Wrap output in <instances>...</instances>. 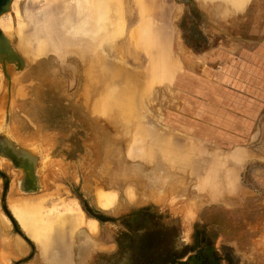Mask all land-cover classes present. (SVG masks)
<instances>
[{
	"label": "rangeland",
	"instance_id": "1",
	"mask_svg": "<svg viewBox=\"0 0 264 264\" xmlns=\"http://www.w3.org/2000/svg\"><path fill=\"white\" fill-rule=\"evenodd\" d=\"M142 1L121 0L124 18L122 36L112 39L115 41L110 40L113 46L108 41L109 39L100 37L96 43L102 42L105 45L102 43L97 45L96 50H93L96 44H89V39H85L88 42L84 38L82 42L81 40L77 41L78 45L76 46L77 43H74L76 46L74 47L73 43L72 45L68 43L71 46L65 44L66 42L58 34L62 33L65 18L71 19L73 16L71 14H74L72 0H68V3H66L67 0H12L8 11L3 14L11 17L12 35L7 37L2 35L5 40H9H6L7 43L9 42L7 45L18 61L10 60L4 54L0 55V214L5 215L9 220V224L5 225L0 217V222H2L0 223V240H2L0 251L4 252L5 255L2 254L6 256L4 257L0 252L1 264H8V262L9 264H29L31 261V264H45L44 260L40 261L42 258L37 257L40 252L37 245L20 230L6 206L11 195L25 196L24 198H26V196H39L40 193V195L49 194V196L52 193L46 202L48 206L57 202L58 199L69 202L74 198L80 203L85 217L94 218L93 216H97L101 218L97 221L99 227L97 226L98 231L95 232L99 234H85L87 239L83 240L82 245L86 246L82 258L83 264H98V260L106 262L107 256L115 251L112 243L113 236L119 235L121 241H124L122 233L127 228L121 221L122 217L129 215L131 210L147 206L152 207L154 213L160 210L167 215L177 217L182 222L184 236L188 240L193 231L197 232V229H201V232L208 234L211 240L215 238L217 245L225 242L234 249L244 252L245 264H264V83H261V80H264V73L256 75V71L252 69L256 62L255 56L262 57L264 55V0H249L244 11L230 3L226 5L223 0H145L144 2L147 1L146 3L150 5V7L148 6L150 12L147 9L146 12L149 15L147 16L144 12L143 18L138 14L140 13L139 6H136ZM224 5L235 8L237 11L228 12L230 15L226 16L227 13L221 9ZM13 7H17L20 18L23 17L22 20L16 17ZM239 11L240 13H237ZM62 13L63 15H61ZM139 17L142 19L140 20ZM49 19L52 20H50L51 24L48 22ZM17 20L24 21L17 24L19 23ZM32 20L34 24L31 23ZM37 20L41 23H36ZM137 22L139 23L137 24ZM140 22L144 27L149 25L144 28L146 29L144 31L148 30L152 35L147 44L148 49L144 45L146 43L137 41L134 36H130V38L128 36L132 35L131 31L133 28L136 29V25L141 26ZM59 23L62 25L60 26ZM20 25H26L24 26L26 31H22ZM44 25L48 26L45 28ZM16 27L19 31L16 30ZM28 27L30 34H26ZM47 29L52 30L51 35ZM158 30H161L160 33ZM156 34L159 35V38L157 37L159 40L154 38ZM162 34L165 35L162 36ZM52 36L55 38L57 36V39H50ZM30 37L32 41H30ZM24 39L26 40L24 41ZM155 39L157 42L163 40L164 43L161 41L157 43ZM53 40H55V44ZM56 40L59 41L60 46L56 44ZM49 41H53V45H50L51 42L48 45ZM152 42L153 45H156L154 46L156 51L153 49ZM31 43L36 48H43L41 52H45V54L36 52V48L34 50ZM60 43L65 44L64 47L62 46L63 48ZM83 43L86 47L89 44V48L90 45L93 46L91 52L93 54L95 52V56L98 53H103V55L97 56L98 58L94 56L93 60L96 61L100 59L99 57L103 58L104 56V62L103 59H100L93 63V60H90L94 58L93 54L90 58V53L79 52L85 49L81 48V46L85 47ZM56 45L61 47L60 49L66 51L68 49V52H71L69 50L74 47V51L72 49L73 52L64 53L62 50L61 56L60 49ZM100 46L103 48H101V53ZM49 47L52 48L53 53L50 52ZM79 47L81 50L78 49ZM88 47L87 51L91 49ZM151 47L152 54L149 53ZM75 49L79 50L80 54H77ZM47 50H49L48 53ZM119 50L123 54L119 53ZM27 51L33 53H27ZM96 52L98 53L96 54ZM34 53L35 55H33ZM64 54L65 56H63ZM85 55L88 57L86 58ZM157 59L161 61L158 63ZM113 60L114 62H112ZM260 60L261 58H259V62ZM99 62L101 65L95 67ZM109 63L111 66L108 65ZM118 66L120 68H114ZM88 67L91 68L90 72ZM100 67L104 68L103 72L107 70L105 67L112 70L113 73L109 70L104 72L107 76L101 75V78L105 77L106 79L107 77L111 80L106 79L108 83L106 80L104 82V78H102L104 84L98 80L99 77L96 78L102 74ZM121 68H127L121 70L125 73L120 75L117 73L114 76L115 72ZM128 68L137 72H134L135 74L126 73ZM143 69L145 73L142 72ZM146 69L148 70L146 71ZM151 70H154L155 73L161 71L158 75L159 78L155 79L156 76H153V80H151L153 74ZM85 72L87 75L84 74ZM147 72L148 75L151 74L150 79L145 76ZM108 73L110 78H108ZM115 77L121 80H115ZM127 78L130 80L134 78L133 80L138 81L143 88L147 87L144 90L141 86L135 85L137 84L135 82L132 85L136 87L130 86L133 90L130 92L131 95L126 96L123 88L121 92L123 96L119 91L124 86L122 81ZM144 78L150 80L147 82L148 84L146 83L147 85L143 83L147 81ZM166 78L168 79L167 83ZM87 80L91 81V84L86 82ZM154 80L156 82L153 85ZM96 82L97 85L94 84ZM256 85L259 87L258 89L255 88ZM94 86H98L97 89L100 87L99 92ZM115 87L116 92H114ZM84 88L87 92L85 96H82ZM90 89L98 94L96 95L92 91L91 94ZM141 89L142 91H140ZM106 94L109 95L107 99L105 98ZM137 95L138 97H136ZM109 97L116 101L108 99ZM106 100H108L107 103ZM112 102H114L113 105ZM123 106H126L127 109ZM96 107L99 110L96 111ZM118 107L123 111L121 109L120 111ZM101 109L103 110L100 111ZM112 109L114 110L111 111ZM116 110H119L118 113ZM127 111L133 113L130 118L129 116L125 117V115H129L126 113ZM98 113L103 116H98ZM112 115L113 117L109 118ZM114 117L116 118L113 119ZM139 129L140 131H138ZM237 149L240 152H236ZM125 150L126 152H124ZM240 153L241 157L235 158L236 154ZM6 154L12 156L15 163L6 157ZM215 154L222 155L221 159H219L220 155L214 156ZM230 154L232 157L235 154V159ZM135 155L139 158L138 161ZM132 156L136 157H134L135 160ZM225 158L226 160L229 158V161L226 162ZM32 160L35 161L32 162ZM216 161L219 163L216 164ZM222 163L223 165H221ZM235 164L239 165L236 167ZM215 166L217 167L215 168ZM234 167L236 168L235 172ZM223 173L224 175L227 173V175L224 176ZM233 179L237 183L235 188L233 187L235 183L231 184L234 182ZM221 181H226V186L223 185L225 188L221 186L224 183ZM216 183L220 186H217ZM212 184L215 185L214 189ZM95 185L105 188V191L110 189L115 194L119 192L118 196L116 195L119 198L115 196L117 201L114 199L117 205H114L113 202L110 210H100L94 203ZM126 185L129 186L128 193L124 191L127 189ZM204 185L206 186L204 187ZM231 187L234 188L233 193H230ZM217 188L221 189V191L220 189L217 191L218 196L215 195ZM225 190H228L227 192L231 195L225 193ZM211 191H214V194ZM131 193L136 199L134 200L133 197V202L128 200L131 198L129 196ZM150 193H153V196H150ZM159 194L164 201H162V197H159ZM208 197L212 201L204 200ZM174 200L177 202L175 203ZM171 204L173 206H169ZM186 212H189V217ZM131 225L140 227L143 222L139 221L131 223ZM4 227H7L6 230ZM1 229H4L5 232ZM73 234L70 236L71 239L73 238L70 239L72 246L70 247L71 250H76L75 254H78L77 248L80 247L81 242L74 241L75 234L78 233ZM94 235L96 237H93ZM202 235L198 234V237L202 238ZM17 237L23 242V246L25 245L22 253L18 252L14 246V240ZM9 240L11 242H8ZM2 242L5 243L2 244ZM200 244L199 241V247H204ZM103 246L107 250H104ZM119 256L115 262L123 264L122 258L125 255ZM2 257L4 258L2 259ZM43 261L44 263H41Z\"/></svg>",
	"mask_w": 264,
	"mask_h": 264
},
{
	"label": "bare ground",
	"instance_id": "2",
	"mask_svg": "<svg viewBox=\"0 0 264 264\" xmlns=\"http://www.w3.org/2000/svg\"><path fill=\"white\" fill-rule=\"evenodd\" d=\"M55 1V0H54ZM58 1V0H57ZM61 1H63V0H61ZM71 1V0H70ZM123 1V0H122ZM140 1V0H139ZM142 1V0H141ZM145 1V0H144ZM144 1H142V2H140V3H138V4H136V6H139V8H140V13H138L139 14V16H144V12L146 13V15H147V13L148 12H150V8H148V6L150 7V5L149 4H147L146 2H144ZM149 1V0H148ZM200 1V0H199ZM224 1V3L226 4V5H229L228 3H230V4H232L234 7H236V8H238L239 10H243V9H245L246 7H247V4H248V1L249 0H223ZM222 2V1H221ZM227 2V3H226ZM14 3V2H13ZM30 3V2H29ZM66 3H68V0H67V2ZM70 3V2H69ZM71 3H73V8H74V14H71V15H73L72 16V18L70 19H68V18H65V21H64V26H62L61 28H62V33H58V34H60V36L62 37V39L66 42L65 44H71L72 45V43L74 44V43H77V41L79 42L80 40H81V42H82V39L84 38V40L85 39H89L88 41H90L89 42V44L91 43V45L92 44H96V47L95 48H93V50H96L97 49V45H100L101 43H99V44H97L96 42V40H100V37H105L106 39H109L108 41H110V40H112V39H117V38H121V36H122V33H123V31H124V18H123V12H122V4H123V2H121V0H72V2ZM223 3V2H222ZM223 3V4H224ZM38 4V3H37ZM40 4V3H39ZM150 4H151V2H150ZM204 4V3H203ZM13 5V4H12ZM30 5V4H29ZM59 5V4H58ZM69 5V4H68ZM189 5V4H188ZM231 5V6H232ZM62 6V5H61ZM34 7V6H33ZM37 7V6H36ZM43 7V6H42ZM53 7H55L54 6V4H53ZM57 7H60V6H57ZM45 8H46V6H45ZM64 8V7H63ZM67 8V7H66ZM72 8V9H73ZM220 8V7H219ZM231 8V7H230ZM13 9H14V14L16 15V17H18V19H21L22 20V18L23 17H21L20 18V14H19V11H18V9H17V7H13ZM38 9V8H37ZM40 9V8H39ZM41 9H43V8H41ZM53 9H55V8H53ZM147 9H149V11L148 12H146L147 11ZM32 11H33V9H31ZM36 10V9H35ZM139 10V9H138ZM231 10V9H230ZM31 11V12H32ZM42 11V10H41ZM47 11H48V9H47ZM55 11V10H54ZM61 11V10H60ZM244 11V10H243ZM242 11V12H243ZM13 12V11H12ZM30 12V13H31ZM35 12V11H34ZM70 12V11H69ZM138 12V11H137ZM36 13V12H35ZM65 13H67V12H65ZM237 13H240V11L239 12H237ZM4 14V13H3ZM3 14H1L0 15V31H1V33L4 35V37L6 36H10V34L12 35V33H11V17L9 16V15H7V14H5V15H3ZM19 14V15H18ZM24 14V13H23ZM39 15H40V13H38ZM58 14H59V12H58ZM26 15V14H25ZM30 15V14H29ZM38 15V16H39ZM53 15V14H52ZM55 15V14H54ZM61 15H63V13L61 14ZM61 15H59V16H61ZM149 15V14H148ZM147 15V16H148ZM34 16V15H33ZM45 16H46V14H45ZM44 16V17H45ZM49 16H50V14H49ZM58 16V15H57ZM58 16V17H59ZM143 16H142V18H143ZM15 17V18H16ZM27 17H28V14H27ZM31 17H32V15H31ZM49 18V17H48ZM54 18V17H53ZM141 18V19H142ZM17 19V18H16ZM29 19V18H28ZM34 19H36V18H34ZM33 19V20H34ZM139 19H140V17H139ZM140 19V20H141ZM26 21H28L27 19H25ZM30 20V19H29ZM33 20L31 21V23L33 22ZM41 20V19H40ZM51 19H49L48 20V22H50V24H51V21H50ZM54 20H56V19H54ZM57 20H59V19H57ZM61 20H62V18H61ZM139 20V21H140ZM18 21V20H17ZM24 21V20H23ZM23 21H18L19 23H17V24H21V22H23ZM25 21V22H26ZM35 21V20H34ZM43 21V20H42ZM24 22V23H25ZM23 23V24H24ZM36 23H41V22H38V20L36 21ZM43 23V22H42ZM57 23H58V21H57ZM139 22H137V24H138ZM28 24H30V23H28ZM32 24H34V23H32ZM45 24V23H44ZM55 24H56V21H55ZM55 24H54V26H55ZM60 24V23H59ZM43 25V24H42ZM62 25V23L60 24V26ZM140 27L139 26H137L136 25V29H134L133 28V30L131 31V33H132V35L131 34H129L128 36H129V38H130V36H134V38L137 40V41H140L141 43H146V44H144L146 47H147V44H148V41L150 42V39H151V33H150V31L148 32V30H147V32H145L144 30H146V29H144V28H146L147 26H149V25H147L146 27H144V25H142L141 24V22H140ZM18 26V25H17ZM21 26V25H20ZM20 26H19V28H20ZM23 26V27H22ZM21 26V28H22V31L24 30V31H26L25 30V28H24V26H26V25H22ZM31 26V25H30ZM48 26V25H47ZM46 26V27H47ZM143 26V27H142ZM153 26V25H152ZM40 27V26H39ZM39 27H38V29H39ZM44 27H45V25H44ZM44 27H42L43 29H45ZM56 27V26H55ZM24 28V29H23ZM36 28H37V26H36ZM58 28H60V27H58ZM137 28H139L138 30H137ZM143 28V29H142ZM26 29H27V27H26ZM34 28L32 27V30H33ZM51 29V28H50ZM153 29V28H152ZM161 29V28H160ZM13 30H15V29H13ZM12 30V31H13ZM16 30L17 31H19L18 29H17V27H16ZM37 30V29H36ZM42 30V29H41ZM41 30H40V32H41ZM47 30H49V29H47ZM60 30V29H59ZM58 30V31H59ZM16 31V32H17ZM21 31V30H20ZM21 31V32H22ZM29 31V33H27ZM28 31L26 32V34H30V29H29V27H28ZM50 31V35H51V31L52 30H49ZM140 31V32H139ZM161 31V30H160ZM160 31L158 30V33H160ZM37 32V31H36ZM40 32H39V34H40ZM43 32H45L44 30H43ZM128 32H130V31H128ZM154 32H156V31H154ZM154 32H152V33H154ZM14 33V32H13ZM18 33V32H17ZM23 33V32H22ZM48 33V32H47ZM36 34V33H35ZM34 34V35H35ZM57 34V33H56ZM57 34V36L59 37V35ZM63 34V35H62ZM15 35V34H14ZM23 35H25V34H23ZM22 35V36H23ZM33 35V36H34ZM54 35H55V33H54ZM154 35V34H153ZM163 35H165V34H162V36ZM25 36H27V35H25ZM29 36V35H28ZM31 36V35H30ZM36 36H37V34H36ZM47 36V35H46ZM48 36H49V33H48ZM47 36V37H48ZM57 36H56V38L55 37H51L50 39H57ZM125 36V35H124ZM159 38V35L157 36V34H156V36H154V38ZM19 39H20V36L18 37ZM25 38V37H24ZM33 38V37H32ZM49 38V37H48ZM47 38V39H48ZM111 38V39H110ZM129 38H128V40H129ZM133 38V37H132ZM157 38V40H159ZM41 39V38H40ZM61 39V40H62ZM134 39V40H135ZM163 39V38H162ZM6 40H8V39H6ZM22 40V39H21ZM26 39H24V41H25ZM58 40H59V38H58ZM87 40H85V41H87ZM153 40V39H152ZM151 40V41H152ZM9 41V40H8ZM23 41V40H22ZM30 41H32L31 40V37H30ZM42 41V40H41ZM54 41V44H55V40H53ZM53 41H49L48 42V45H49V43H50V45H53ZM76 41V42H75ZM87 41V42H88ZM107 41V42H108ZM112 41H115V40H112ZM112 41H110L111 42V45H112ZM155 41H156V39H155ZM161 41V40H160ZM159 41V42H160ZM11 42V41H10ZM45 42V41H44ZM58 42L59 41H57L56 40V44H58ZM63 42V41H62ZM81 42H80V45H82L81 44ZM109 42V43H110ZM140 42H139V44H140ZM157 42V41H156ZM156 42H154V43H156ZM159 42H157V43H159ZM164 43V41L162 40L161 41V43ZM168 42V41H167ZM166 42V43H167ZM9 43V42H8ZM7 43V44H8ZM26 43H28V42H26ZM30 43V42H29ZM28 43V44H29ZM38 44L40 43V40L37 42ZM161 43H160V45H161ZM165 43V44H166ZM12 44V43H11ZM31 44H33V43H31ZM61 44V47L63 46V45H65V44H63V43H60ZM68 44V45H69ZM89 44H88V46H89ZM94 44V45H95ZM103 45H105L104 43H102ZM107 44V43H106ZM115 44V43H114ZM136 44H138V43H136ZM150 44V43H149ZM169 44V43H168ZM168 44H166V45H168ZM23 45V44H22ZM35 45H37V44H35ZM41 45V44H40ZM67 45V46H68ZM71 45H69V46H71ZM78 45V43L76 44V46ZM79 45V46H80ZM83 45L85 46V47H83V46H81V48H87L86 47V45L83 43ZM91 45H90V50H88L87 51V49L85 50V49H83V51L80 49V47L78 48L79 50H81V51H79V50H76L77 51V54L79 53V52H83V53H85V54H87V53H90V55H89V57L91 58L92 57V55L91 54H93L92 52H91V50H92V47H91ZM103 45H101L102 47H103ZM141 45V44H140ZM158 45V44H157ZM18 46V45H17ZM31 46V45H30ZM42 46V45H41ZM45 46V45H44ZM57 46V45H56ZM58 46H60L59 44H58ZM57 46V47H58ZM66 46V47H67ZM74 47H76L75 46V44L73 45ZM100 46V53H101V47ZM113 46V45H112ZM152 46H153V49L155 48L154 46H156V45H153V42H152ZM159 46V45H158ZM19 47H21V46H19ZM25 47H27V46H25ZM24 47V48H25ZM32 47H34L33 49L35 50V46H34V44H33V46ZM46 47V46H45ZM61 47H58V49H60ZM64 47V46H63ZM62 47V48H63ZM73 47V48H74ZM110 48H111V46H109ZM144 47V46H143ZM161 47V46H160ZM160 47H158V48H160ZM165 47V46H164ZM22 48H23V46H22ZM50 48V52H52L51 51V47H49ZM49 48H47V49H49ZM72 48V49H73ZM114 48V47H113ZM149 48V46L147 47V49ZM158 48H156V49H158ZM43 48H36V52H38V53H40L41 51H43L42 50ZM55 50H56V48H54ZM64 49H66V48H64ZM72 49L71 50H69V51H71V52H73L74 51V49H73V51H72ZM103 49V48H102ZM117 49V48H116ZM162 49V48H161ZM164 49V48H163ZM167 51L169 52V47L167 46ZM16 50V49H15ZM29 50V49H28ZM44 50H46L45 48H44ZM63 49H60V52L62 51ZM155 50V49H154ZM159 50V49H158ZM158 50H157V52H158ZM21 51V50H20ZM22 51H24V50H22ZM56 51H58V50H56ZM56 51H54V52H56ZM75 51V52H76ZM79 51V52H78ZM87 53H86V52ZM90 51V52H89ZM117 51V50H116ZM151 51H152V47H151V50L149 51V53H151ZM156 51V50H155ZM165 51V50H164ZM12 52V51H11ZM29 52H32V51H29ZM28 51H27V53H29ZM49 52V50H47V53ZM63 52L65 53H67L68 52V49H67V51L66 50H63ZM71 52H68V53H71ZM74 52V53H75ZM102 52H104V51H102ZM115 52V51H114ZM118 52V51H117ZM122 53V51H120L119 50V53ZM154 52V51H153ZM163 52V51H162ZM167 52V53H168ZM16 53V52H15ZM23 53V52H22ZM33 53V52H32ZM41 53H43V52H41ZM53 53V52H52ZM98 52H96V54H97ZM155 53V52H154ZM154 53H153V55H154ZM165 53V52H164ZM25 54H26V52H25ZM25 54H23V55H25ZM43 54H45V52L43 53ZM58 54H60V53H58ZM80 54V53H79ZM82 54V53H81ZM123 54V53H122ZM152 54V53H151ZM14 55V54H13ZM29 56H30V54H28ZM33 55H35V53L33 54ZM39 55V54H38ZM84 55V54H83ZM82 55V56H83ZM99 55H103V53L102 54H99L98 53V55L97 56H99ZM109 55V54H108ZM171 55V54H170ZM170 55H169V57H170ZM58 56H60V55H58ZM61 56H62V52H61ZM63 56H65V54L63 55ZM86 56V58L88 57V55H85ZM95 56V52H94V54H93V57ZM97 56H95V57H97ZM114 56V55H113ZM152 56V55H151ZM161 56V55H160ZM28 57V56H27ZM26 57V58H27ZM95 57L94 58H92V59H90V60H93V59H95ZM123 57V56H122ZM121 57V58H122ZM158 57V56H157ZM165 57H166V54H165ZM6 58H7V56H6ZM29 58V57H28ZM31 59H32V57H30ZM98 58V57H97ZM100 59H103V62H104V59H105V57L103 56V58L102 57H99ZM109 58V57H108ZM115 58V57H114ZM154 58V57H153ZM167 58V57H166ZM100 59H97L98 61H100ZM85 59L83 58V61H84ZM88 60H89V58H88ZM97 60L96 61H94L93 60V63L94 62H97ZM107 60V59H106ZM117 60V59H116ZM151 60H153L152 58H151ZM160 60V59H159ZM7 61V60H6ZM158 63L161 61H158V59L156 60ZM166 61V60H165ZM8 62V61H7ZM92 62V61H91ZM103 62H102V67L104 66L103 65ZM110 62V61H109ZM112 62H114V60L112 61ZM156 62V63H157ZM4 63V62H3ZM85 63V62H84ZM87 63V62H86ZM116 63V62H115ZM157 63V64H158ZM101 65V62H99L97 65H95V67L96 66H98V65ZM113 64V63H112ZM119 64V61H118V63H117V65ZM122 64V63H121ZM154 64H155V62H154ZM86 65V64H85ZM109 66H111L110 65V63L108 64ZM153 65V64H152ZM114 66V65H113ZM116 66V65H115ZM121 66V65H120ZM120 66H118V67H114V68H120ZM123 66V65H122ZM157 66V65H156ZM159 66H160V64H159ZM90 67V66H89ZM88 67V69H89V72H90V69L91 68H89ZM102 67H100V72H101V70L102 69H104V68H102ZM152 67V66H151ZM107 68V70H104V72L105 71H107L108 72V67H105V69ZM110 68V67H109ZM148 69H150L149 67H147ZM97 69H98V67H97ZM112 69V68H111ZM115 69V70H116ZM123 68H121L120 70H118V71H116L115 72V75L114 76H116V74L118 73V75H120L121 73H123L124 71H121ZM125 69H127V68H125ZM125 69H123V70H125ZM148 69H146V71L148 70ZM181 67H180V71H181ZM93 70V69H92ZM96 70V69H95ZM144 70V69H143ZM142 70V72H144L145 73V70L143 71ZM209 70V69H208ZM88 71V70H87ZM109 71H111V73H113L112 72V70H109ZM114 71V70H113ZM128 71H130V72H128ZM128 71L126 70V73H134V72H137V71H133V70H129V68H128ZM131 71H133V72H131ZM139 71V70H138ZM152 72H153V74H152V79L151 80H153V76H156L155 77V79L156 78H159V73L161 72H159V73H155L154 72V70H151ZM156 71V70H155ZM89 72H88V74H89ZM96 72H97V70H96ZM100 72L98 73V74H100ZM104 72H103V70H102V74H100V75H98L96 78H100V79H98L99 81L101 80L102 81V78H104V82H105V80L107 79V77H106V79H105V77H102L101 78V75H103L104 74ZM140 72H141V70H140ZM139 72V73H140ZM2 73H3V71H2ZM111 73H110V76H111ZM125 73V72H124ZM138 73V74H139ZM208 73V72H207ZM84 74H86L87 75V73L85 72ZM135 74V73H134ZM147 75H145L146 77H149V79L151 78L150 77V75L151 74H149L148 75V72L146 73ZM142 75V74H141ZM144 75V74H143ZM142 75V76H143ZM2 76V75H1ZM5 76V75H4ZM89 76V75H88ZM91 76H92V74H91ZM91 76H89L90 78H91ZM96 76V75H95ZM103 76H107L106 75V73L103 75ZM113 76V77H114ZM128 76H129V74H128ZM132 76H133V74H132ZM206 76V75H205ZM221 76V75H220ZM3 77V76H2ZM87 77V76H86ZM85 77V78H86ZM94 77V76H93ZM112 77V76H111ZM122 77V76H121ZM140 77V76H139ZM166 77V76H165ZM89 78V79H90ZM108 78H110L109 77V73H108ZM124 78V77H123ZM84 79V78H83ZM116 79H118L117 77H115V80ZM120 79V78H119ZM118 79V80H119ZM134 78H132V80H130V78L128 79H122L123 81H122V83L124 84V86L122 87V89L119 91L120 92V94H121V92H122V90H123V88H124V92L126 93V96H130L131 95V93L130 92H133V90H132V88L131 87H136L135 85H139V83H138V81H134L133 80ZM138 79V78H137ZM145 80H147L146 78H144ZM162 79H164V78H162ZM191 79H192V77H191ZM220 79V78H219ZM0 80H1V78H0ZM4 80V79H3ZM91 80V79H90ZM98 80H97V82H98ZM107 80H109V81H111L110 79H107ZM106 80V81H107ZM121 80V79H120ZM167 78H166V83H167ZM172 80V79H171ZM170 80V81H171ZM196 80V79H195ZM84 81V80H83ZM150 80H147L146 82H143V83H145V85H147L148 83L147 82H149ZM198 81V80H197ZM221 81V80H220ZM86 82H88V83H90L91 84V81L89 82L88 80L86 81ZM97 82L96 83H94V84H96L97 85ZM103 82V81H102ZM101 82V83H102ZM104 82H103V84H104ZM135 82H137V84H135ZM154 82H156L155 80L153 81V85H154ZM157 82H159V81H157ZM106 83H108V81L106 82ZM112 83H113V81H112ZM112 83H110V84H112ZM135 84L134 86L132 85V84ZM147 83V84H146ZM89 84V85H90ZM102 84V85H103ZM109 84V85H110ZM118 84V83H117ZM141 84V83H140ZM202 84V83H201ZM101 85V86H102ZM144 85V84H143ZM155 85H157V84H155ZM91 86V85H90ZM106 86V85H105ZM117 86H119V85H117ZM131 86V87H130ZM139 86H141V88H143L142 87V85H139ZM150 87L152 86V85H149ZM165 86V85H164ZM202 86V85H201ZM209 86V85H208ZM94 87H96V86H94ZM98 87V86H97ZM97 87H96V89H97ZM102 87H104V86H102ZM110 87H111V85H110ZM138 87V86H137ZM147 87V86H146ZM145 86H144V90H145V88H146ZM7 88V87H6ZM100 88V87H99ZM98 88V89H99ZM106 88H108L107 86H106ZM114 88V87H113ZM140 88V87H139ZM138 88V89H139ZM89 89V88H88ZM94 89V88H93ZM92 89V90H93ZM98 89H97V91H98ZM118 89H119V87H118ZM91 89H90V93H91V91H92ZM101 90H104V89H102L101 88ZM108 90H109V88H108ZM114 90V89H113ZM143 90V91H144ZM147 90H149V88H147ZM81 91V90H80ZM94 91V90H93ZM92 91V92H93ZM96 91V90H95ZM118 91V90H117ZM139 91V90H138ZM140 91H142V89L140 90ZM191 91V90H190ZM219 91V90H218ZM221 91V90H220ZM6 92V91H5ZM86 89L84 88L83 89V92H82V96H85L86 95ZM99 92V91H98ZM98 92H97V94H98ZM101 92V91H100ZM111 92V91H110ZM109 92V93H110ZM114 92H116V87H115V91ZM118 92V93H119ZM4 93V92H3ZM94 94H96L95 92H93ZM135 93H136V91H135ZM92 94V93H91ZM91 94H90V96H91ZM96 94V95H97ZM104 94V93H103ZM107 94H108V92H107ZM106 94V95H107ZM117 94V93H116ZM134 94V93H133ZM132 94V95H133ZM137 94V93H136ZM153 94V93H152ZM121 95H123V94H121ZM17 96V95H16ZM109 95H107V96H105V98L107 99V97H108ZM114 96V95H113ZM116 96V95H115ZM119 96V95H118ZM117 96V97H118ZM124 96V95H123ZM150 96H151V94H150ZM81 97V96H80ZM99 97H101V96H99ZM103 97V96H102ZM136 97H138V95L136 96ZM136 97H134V98H136ZM214 97H215V95H214ZM7 98V97H6ZM89 98V97H88ZM88 98H86V99H88ZM96 98V97H95ZM95 98H94V100H95ZM132 98V97H131ZM98 99H100V98H98ZM108 99H112V100H115L114 98H108ZM137 100H140V99H138V98H136ZM136 99H135V101H136ZM126 100V99H125ZM124 100V102H126ZM99 101V100H98ZM102 101H104V100H102ZM107 101L108 100H106V103H107ZM116 101V100H115ZM114 101V102H115ZM219 101V100H218ZM227 101V100H226ZM1 102V101H0ZM85 102V101H84ZM83 102V103H84ZM88 102V101H87ZM86 102V103H87ZM94 102H96V101H94ZM93 102V103H94ZM100 102V101H99ZM114 102H112V105H113V103ZM121 102H122V100H121ZM142 102V101H141ZM81 103V102H80ZM92 103V105H95V104H93ZM110 103H111V101H110ZM103 104V103H102ZM142 104V103H141ZM179 104V103H178ZM118 105V104H117ZM121 105V104H120ZM128 105H130V104H128ZM128 105H126V106H128ZM137 105V104H136ZM80 106V105H79ZM106 106V105H105ZM108 106V105H107ZM119 106V105H118ZM122 106V105H121ZM126 106H123V107H125L126 108ZM132 106V105H131ZM82 107V106H81ZM94 107V109H95V106H93ZM99 107V106H98ZM134 107V106H133ZM132 107V108H133ZM112 108V107H111ZM119 108V107H118ZM94 109H92V110H94ZM121 108H119V110H120ZM124 109V108H123ZM127 109V108H126ZM126 109H124L125 111H126ZM209 109V108H208ZM89 110V109H88ZM97 110H99L97 107H96V111ZM103 109H101L100 111H102ZM108 110H109V108H108ZM114 109H112L111 111H113ZM118 110V111H119ZM122 110V109H121ZM120 110V111H121ZM85 111V110H84ZM117 111V110H116ZM118 111H117V113H118ZM123 111V110H122ZM134 111H135V109L133 110V113H134ZM108 112V111H107ZM230 112V111H229ZM113 113V112H112ZM127 114H129V115H125V117H127V116H129V118H130V115L131 114H133V113H128V111L126 112ZM94 114H96L95 112H94ZM97 115V114H96ZM99 115H102V114H100V113H98V116ZM108 115V114H107ZM111 115V114H110ZM207 115V114H206ZM103 116V115H102ZM116 116V115H115ZM111 117H113V115L112 116H110L109 118H111ZM117 117V116H116ZM116 117H114L113 119H115ZM231 117V116H230ZM185 118V117H184ZM184 118H183V120H184ZM128 119V118H127ZM209 119V118H208ZM3 120H4V118H3ZM136 121V120H135ZM231 123V122H230ZM208 124V123H207ZM4 125V124H3ZM2 125V126H3ZM13 126V125H12ZM11 126V127H12ZM128 127V126H127ZM192 128V127H191ZM214 128V127H213ZM127 129V128H126ZM135 129V128H134ZM145 129V128H144ZM125 130V129H124ZM196 130V129H195ZM13 131V130H12ZM138 131H140V129L138 130ZM137 131V132H138ZM145 131H147V130H145ZM126 132V131H125ZM187 132V131H186ZM126 134V133H125ZM188 134V133H187ZM209 134V133H208ZM210 134H212L211 132H210ZM9 135V134H8ZM135 135H136V133H135ZM12 136V135H11ZM10 136V137H11ZM230 136V135H229ZM198 137V136H197ZM209 137V136H208ZM139 138H140V136H139ZM251 139V138H250ZM255 139V138H254ZM6 140V139H5ZM15 140V139H14ZM18 141V140H17ZM16 141V142H17ZM136 141V140H135ZM14 142V141H13ZM18 143V142H17ZM136 143V142H135ZM8 145V144H7ZM27 145V144H26ZM43 145V144H42ZM41 145V146H42ZM107 145V144H106ZM11 146V145H10ZM131 146H133V145H131ZM12 147V146H11ZM109 147V146H108ZM127 147V146H126ZM236 147V146H235ZM120 148V147H119ZM118 148V149H119ZM216 148V147H215ZM29 149V148H28ZM126 149V148H125ZM128 149V148H127ZM126 149V150H127ZM134 149V148H133ZM138 149V148H137ZM202 149H204V148H202ZM240 149V148H239ZM239 149H237V151L236 152H238L239 151ZM126 150L124 151V152H126ZM136 150V149H135ZM123 151V150H122ZM30 152V151H29ZM33 152V151H32ZM34 152H36V151H34ZM130 152H131V150H130ZM129 152V153H130ZM234 152V151H233ZM240 152V151H239ZM37 153V152H36ZM123 153V152H122ZM132 153V152H131ZM226 153V152H225ZM232 153V152H231ZM5 154V153H4ZM136 154V153H135ZM245 154V153H244ZM243 154V156H245ZM124 155V154H123ZM126 155V154H125ZM130 155V154H129ZM132 155V154H131ZM130 155V156H131ZM218 155H220V154H215L214 156H218ZM231 155V154H230ZM234 155V157H235V154H233ZM241 155V153L239 154V155H237L236 154V157L235 158H237L238 156H240ZM114 156V155H113ZM136 156V155H135ZM134 156V157H135ZM213 156V157H214ZM221 156L222 155H220V158L219 159H221ZM29 157V156H28ZM133 157V156H132ZM133 157V158H134ZM137 157V156H136ZM135 157V158H136ZM227 157V156H226ZM229 157V156H228ZM231 157H232V155H231ZM234 157H232L233 159H235ZM241 157V156H240ZM19 158V157H18ZM46 158H47V156H46ZM45 158V159H46ZM135 158H134V160H135ZM215 158H217V157H215ZM215 158H213V159H215ZM239 158V157H238ZM34 159V158H33ZM138 157H137V161H138ZM229 158H227V160H228ZM133 160V159H132ZM133 160V161H134ZM224 160H226V158L224 159ZM227 160H226V162H227ZM230 160H231V158H230ZM33 161H35V160H32V162ZM129 161H131L130 159H129ZM229 161V160H228ZM25 162V161H24ZM27 162V161H26ZM107 162H109V161H107ZM110 162H112V161H110ZM127 162V161H126ZM225 161H223V163H224ZM225 162V163H226ZM236 162V161H235ZM28 163H30V162H28ZM129 163V162H128ZM216 164L217 163H219V162H215ZM223 163L221 164V165H223ZM20 164V163H19ZM35 164V163H34ZM44 164V163H43ZM31 165V164H30ZM37 165V164H36ZM39 165V164H38ZM140 165V164H139ZM219 165V164H218ZM238 166L239 164H235V166ZM28 166V165H27ZM47 166V165H46ZM53 166V165H52ZM231 166V165H230ZM234 165L232 164V167H233ZM236 166V167H237ZM35 167V166H34ZM146 167V166H145ZM158 167V166H157ZM217 166H215V168H216ZM224 167V166H223ZM222 167V168H223ZM149 168V167H148ZM228 168V167H227ZM36 169V168H35ZM106 169H108V168H106ZM116 169V168H115ZM147 169V168H146ZM156 169H158V168H156ZM155 169V170H156ZM233 169H235L234 170V172L236 171V168L234 167ZM27 170H28V168H27ZM144 170H145V168H144ZM148 170V169H147ZM153 170V169H152ZM112 171V170H111ZM111 171H107V172H111ZM214 171V170H213ZM215 171H217L216 169H215ZM227 171V170H226ZM225 171V172H226ZM30 172V171H29ZM33 172V171H32ZM44 172V171H43ZM106 172V173H107ZM220 172V171H219ZM35 173V172H34ZM42 173V172H41ZM103 173V172H102ZM114 173H116V172H114ZM118 173V172H117ZM228 173V172H227ZM227 173H225V175H227ZM231 174H232V171L230 172ZM229 173V174H230ZM214 174H216V172H214ZM32 175V174H31ZM42 175V174H41ZM114 175V174H113ZM117 175V174H116ZM120 175V173L118 174V176ZM223 175H224V173H223ZM224 175V176H225ZM25 176V175H24ZM24 176H23V178H24ZM110 176V175H109ZM233 176L235 177V173L233 174ZM233 176H231L232 178H233ZM31 177V176H30ZM42 177V176H41ZM49 177V176H48ZM105 177V176H104ZM227 177V176H226ZM20 179V178H19ZM33 179V178H32ZM105 179V178H104ZM107 179V178H106ZM203 179H204V177H203ZM209 179V178H208ZM211 179V178H210ZM217 179V178H216ZM223 179V178H222ZM221 179V180H222ZM133 180V179H132ZM224 180V179H223ZM27 181V180H26ZM45 181V180H44ZM106 181V180H105ZM105 181H102V182H104L105 183ZM231 181V180H230ZM229 181V182H230ZM232 181H234L233 183H231L232 185L235 183V180L233 179ZM22 182V181H21ZM107 182H108V180H107ZM135 182V181H134ZM133 182V183H134ZM207 182H209V181H207ZM221 182H224L221 186H223V185H225V183H226V181H221ZM221 182H219V183H221ZM199 183H201V182H199ZM198 183V184H199ZM27 184V183H26ZM98 184V183H97ZM101 184V183H100ZM128 184L130 185V182L128 181ZM218 183H216V185H217ZM227 184V183H226ZM236 184L237 183H235V185H233V187L234 186H236ZM41 185V184H40ZM55 185V184H54ZM60 185V184H59ZM136 185V184H135ZM139 185V184H138ZM138 185H136V186H138ZM201 185V184H200ZM199 185V186H200ZM203 185V184H202ZM207 185V184H206ZM206 185H204V187L206 186ZM231 185V186H232ZM61 186V185H60ZM59 186V187H60ZM96 186V185H95ZM95 186H94V197H95V204L97 205V207L98 208H100V210L102 209V210H110V208H111V206H112V204H113V202H114V199L116 200V198H115V196L119 193V192H116V194L113 192V191H110V189H109V191H105V188H99L98 186H96L97 188H96V190H95ZM127 186V185H126ZM208 186V185H207ZM212 186H213V184H212ZM215 186V185H214ZM214 186H213V189H214ZM217 186H220L219 184L217 185ZM226 186V185H225ZM228 186V185H227ZM238 186V185H237ZM11 187H13V186H11ZM58 187V186H57ZM58 187V188H59ZM128 187L129 186H127V189L126 190H124L126 193H128ZM210 187V189H212L211 188V186H209ZM224 187V186H223ZM28 188V187H27ZM42 188V187H41ZM55 188V187H54ZM126 188V187H125ZM131 188V187H130ZM129 188V189H130ZM139 188V187H138ZM203 188V187H202ZM208 188V187H207ZM225 188V187H224ZM230 188V187H229ZM232 188V187H231ZM235 188V187H234ZM234 188H232L231 189V192L230 193H233L232 192V190L234 189ZM108 189V188H107ZM136 189V188H135ZM209 189V188H208ZM212 189V190H213ZM220 188H217V189H215L216 191H215V195H217V191L219 190ZM228 189V188H227ZM19 190H20V188H19ZM42 190V189H41ZM133 190H134V188H133ZM132 190V191H133ZM154 190V189H153ZM228 190H230V189H228ZM228 190H225L224 192L226 193ZM236 190H237V188H236ZM235 190V191H236ZM115 191V190H114ZM131 191V192H132ZM135 191V190H134ZM133 191V192H134ZM152 191V190H151ZM157 191V190H156ZM160 191V190H159ZM207 191V190H206ZM220 191H221V189H220ZM219 191V192H220ZM234 191V192H235ZM11 192V191H10ZM61 192V191H60ZM59 192V193H60ZM153 192V191H152ZM164 192V191H163ZM207 192H210V191H207ZM206 192V193H207ZM212 193L214 192V191H211ZM45 193H47V192H45ZM49 193V192H48ZM51 193V192H50ZM53 193H55V192H53ZM124 193V192H123ZM136 193H137V191H136ZM155 193V192H154ZM204 193V192H203ZM228 194H230L229 192H227ZM41 194V193H40ZM39 194V196H36V197H28V196H26V198H24V197H17L16 195H11V196H9V198H8V200H7V203H6V206H7V210H8V212H9V214H10V216L15 220V222H16V224L19 226V228H20V230L24 233V235L30 240V241H32L33 243H35L36 245H37V247L39 248V253H38V255L39 256H41V257H39L38 255H37V257L38 258H42L40 261H42V260H44L45 261V264H76V258H78V259H80V258H82V257H84V254H85V250H86V246H82L83 245V240L84 239H87V236L85 235L86 233L87 234H89V235H93L95 232H96V230H97V221L94 219V218H87V217H85V214H84V212H83V210H82V208L80 207L81 205H79L80 203H78V201L76 200V199H72L71 201H69V202H65V201H63V200H61V199H58V201L57 202H55V203H52L50 206H48V205H46V202H47V200L49 199L48 197H50L51 195H52V193L50 194V196H49V194H47V195H40ZM133 193H131L129 196L131 197V198H128V200H132V202H133V199L134 200H136L135 199V197H134V194H133V196H131ZM161 194V193H160ZM160 194H159V197H160ZM189 194V193H188ZM214 194V193H213ZM220 194V193H219ZM222 194H223V197H225L224 196V193L222 192ZM55 195V194H54ZM53 195V196H54ZM57 195V194H56ZM93 195V194H92ZM127 195V194H126ZM125 195V196H126ZM153 196V193L151 194L150 193V196ZM163 195V194H162ZM165 195V194H164ZM163 195V196H164ZM174 195V194H173ZM186 195V194H185ZM203 195V194H202ZM201 195V196H202ZM221 195V194H220ZM231 195V194H230ZM35 196V195H34ZM118 196V195H117ZM116 196V197H117ZM137 196V195H136ZM157 196H158V193H157ZM156 196V197H157ZM188 196H190V194L188 195ZM209 196V195H208ZM218 196V195H217ZM134 197V198H133ZM158 197V198H159ZM162 197V196H161ZM160 197V198H161ZM187 199H188V197H187V195L185 196ZM200 197V196H199ZM220 197V196H219ZM222 197V198H223ZM53 198V197H52ZM54 198H55V196H54ZM58 198V197H57ZM117 198H119V197H117ZM133 198V199H132ZM137 198V197H136ZM165 198V197H164ZM169 198V197H168ZM174 198V197H173ZM190 198V197H189ZM211 198V197H210ZM222 198H221V200H222ZM204 199V198H203ZM212 199H214V198H212ZM216 199V198H215ZM153 200H157V199H153ZM159 201H160V199H158ZM204 200H209V197H208V199H204ZM211 200V199H210ZM209 200V201H210ZM117 201V200H116ZM115 201V202H116ZM162 201H164V199H163V197H162ZM161 201V202H162ZM175 201V200H174ZM191 201V200H190ZM212 201V200H211ZM114 202V205H117L116 203ZM160 202V203H161ZM167 202V201H166ZM177 201H175V203H176ZM187 202V201H186ZM189 202V201H188ZM192 202V201H191ZM205 202V201H204ZM125 203V202H124ZM163 203V202H162ZM193 203H194V201H193ZM164 204V203H163ZM167 204H170V203H167ZM173 204H174V202H173ZM188 204V203H187ZM195 204V203H194ZM190 205V204H189ZM193 205V204H192ZM169 206H173L172 204L171 205H169ZM190 207H192V206H190ZM118 208H119V206H118ZM184 208V207H183ZM182 209V208H181ZM198 209V207L196 208V210ZM183 210V209H182ZM184 212H185V209H184ZM188 215H187V217H189V212H186ZM185 213V214H186ZM1 216V219H2V221H3V224H5V225H8L9 224V220L7 219V217L5 216V215H3V214H0ZM191 217V216H190ZM0 219V220H1ZM0 223H2V222H0ZM5 225H3V226H5ZM8 227V226H7ZM6 227V228H7ZM99 227V226H98ZM6 228L4 227V229L6 230ZM9 228V227H8ZM3 229V230H4ZM99 229V228H98ZM2 230V229H1ZM2 230V231H3ZM5 230H4V232H5ZM78 233L77 235L75 234V239H74V241H78L79 243H80V247H78L77 249V251H78V254L76 253L75 254V249H74V251H71V240L73 239H71V235L73 234V233H76V232ZM82 233H81V232ZM98 231V230H97ZM3 234V233H2ZM95 234H99V233H95ZM74 235V234H73ZM100 236V235H99ZM2 237V236H1ZM15 237V236H14ZM93 237H96L95 235L93 236ZM92 237V238H93ZM3 239H4V241H5V238L3 237ZM13 239V238H12ZM71 239V240H70ZM93 240V239H92ZM95 241H96V239H94ZM2 240H0V242H1ZM15 241V243H14V246H15V249L18 251V252H20V253H22L23 252V249H24V246H23V242L17 237V239H15L14 240ZM73 241V242H74ZM8 242H11L10 240L8 241ZM72 242V243H73ZM98 242V241H97ZM96 242V243H97ZM3 243H5V242H2V244ZM12 244V243H11ZM76 244V243H75ZM99 244V243H98ZM9 245H10V243H9ZM73 245V244H72ZM97 245V244H96ZM105 245V244H104ZM5 246V245H4ZM71 246V247H70ZM101 246V245H100ZM2 247V246H1ZM104 247V246H103ZM112 247V246H111ZM38 248H37V250H38ZM94 248V247H93ZM10 249V248H9ZM8 249V250H9ZM2 250V249H1ZM4 250H5V248H4ZM26 250V249H25ZM73 250V249H72ZM101 250H103V249H101ZM104 250H107V248L105 249V247H104ZM1 252V251H0ZM7 252V251H6ZM9 252V251H8ZM11 252V251H10ZM2 253H4V252H1V254ZM0 254V255H1ZM13 254V253H12ZM15 254V253H14ZM90 254V253H89ZM3 255V254H2ZM4 255H5V253H4ZM3 255V256H4ZM8 256V255H7ZM16 256V255H15ZM4 257H6V256H4ZM4 257H2V259L4 258ZM36 257V258H37ZM12 258H14V257H12ZM7 259V258H6ZM16 260V259H15ZM38 260V259H37ZM44 261L43 262H41V263H44ZM87 261V260H86ZM4 262H6V261H4ZM27 262V261H26ZM32 262V261H31ZM31 262L29 263V264H31ZM34 262V261H33ZM38 263V262H37ZM86 263V262H85ZM1 264V263H0ZM6 264V263H5ZM8 264H9V262H8Z\"/></svg>",
	"mask_w": 264,
	"mask_h": 264
},
{
	"label": "flooded vegetation",
	"instance_id": "3",
	"mask_svg": "<svg viewBox=\"0 0 264 264\" xmlns=\"http://www.w3.org/2000/svg\"><path fill=\"white\" fill-rule=\"evenodd\" d=\"M121 221L127 228L122 233L124 241L119 235L113 236L115 251L107 256L106 262L98 260V264H122L115 262L121 254L125 255L123 264H245L244 252L225 242L217 245L215 238L211 240L201 229L193 231L188 240L177 217L160 210L154 213L150 206L129 211ZM139 221L143 222L142 226L131 225ZM198 234H203L202 238ZM199 241L204 247H199ZM82 258H76V264H83Z\"/></svg>",
	"mask_w": 264,
	"mask_h": 264
},
{
	"label": "water",
	"instance_id": "4",
	"mask_svg": "<svg viewBox=\"0 0 264 264\" xmlns=\"http://www.w3.org/2000/svg\"><path fill=\"white\" fill-rule=\"evenodd\" d=\"M11 1L12 0H0V15L8 11ZM1 54L6 55L10 60L14 59L18 61L17 57L10 52L9 46L7 45V41L5 40L0 31V55ZM5 156L15 163V160L12 156H9L8 154H6ZM94 219L97 221L96 217H94Z\"/></svg>",
	"mask_w": 264,
	"mask_h": 264
},
{
	"label": "crops",
	"instance_id": "5",
	"mask_svg": "<svg viewBox=\"0 0 264 264\" xmlns=\"http://www.w3.org/2000/svg\"><path fill=\"white\" fill-rule=\"evenodd\" d=\"M221 9H223L227 14L226 16H229L230 14L229 13H234L236 12L237 10L235 8H230V6H226L224 5V7H222ZM231 9V10H230ZM229 12V13H228ZM232 15V14H231ZM223 16V15H222ZM256 57V62L253 64V68L255 71H256V75L257 74H261V73H264V55L262 57H258V55L255 56ZM259 58H261L260 62H259ZM254 73V72H253ZM261 83H264V80L262 79L261 80ZM258 85V84H257ZM256 85V89H258L259 87ZM264 87V86H263ZM262 87V88H263ZM256 99V98H255ZM256 101V100H255ZM241 132V131H239ZM71 249V248H70ZM73 251V250H71Z\"/></svg>",
	"mask_w": 264,
	"mask_h": 264
}]
</instances>
